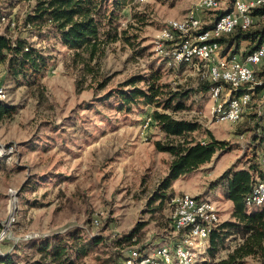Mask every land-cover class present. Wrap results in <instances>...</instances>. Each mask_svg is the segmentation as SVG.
I'll list each match as a JSON object with an SVG mask.
<instances>
[{"label": "rangeland", "instance_id": "rangeland-1", "mask_svg": "<svg viewBox=\"0 0 264 264\" xmlns=\"http://www.w3.org/2000/svg\"><path fill=\"white\" fill-rule=\"evenodd\" d=\"M219 1L223 5L229 0ZM196 2L125 1L117 23L119 28L132 24L138 38L134 45L120 40L109 43L94 65L95 75L85 80L72 63L74 50L55 34L45 41L46 63L39 70L14 78L6 70L7 61L2 62L5 73L0 78L9 94L4 104L10 112L0 118V145L13 147L0 155V226L7 216L8 187L17 190L18 200L11 233L0 242V256L9 253L6 260L40 264L37 260L44 258L30 246L51 243L72 230L83 237H103L102 242L77 257L75 264H119L118 254L128 246L159 243L171 236L173 201L184 191L216 202L220 221L230 218L232 205L221 186L210 182L230 165L246 166V158L254 149L252 135L259 134L264 126V91L254 97L237 122L212 120L215 103L209 91L191 95L186 107L176 111L140 101L125 111L118 108L115 96L101 99L127 78L148 76L157 70L161 81L173 88L179 84L194 88L206 79L201 62L169 63L155 52L153 42L161 26ZM213 12H203L202 20H213ZM100 82L104 86L100 87ZM137 85L144 87V82ZM155 109L197 122L199 128L191 133L193 137L205 141L211 134L227 140L232 149L216 152L211 161L174 179L165 191L157 190L172 156L154 144L166 140L151 117ZM250 112L258 115L251 122ZM251 158L255 163L254 155ZM158 191L164 194L161 199H157ZM128 232H134L132 240L116 245L115 238ZM226 245L231 248L234 242L227 241ZM225 254L226 250L221 251L217 258ZM243 264L260 262L246 257Z\"/></svg>", "mask_w": 264, "mask_h": 264}, {"label": "trees", "instance_id": "trees-1", "mask_svg": "<svg viewBox=\"0 0 264 264\" xmlns=\"http://www.w3.org/2000/svg\"><path fill=\"white\" fill-rule=\"evenodd\" d=\"M125 1L128 0H38L34 14L29 18L37 25H43L44 31L37 33L40 40H47L50 35L55 34L63 45L74 50L72 63L77 66L85 80L88 76L95 75L94 65L102 57L109 43L120 40L134 45L138 38L132 24L128 23L126 27L119 28L117 23L118 12ZM220 11L214 10V18ZM252 14L264 15V5L253 8ZM262 37L264 18L257 19L248 29L235 28L217 40L223 51L229 50L232 54L240 52L243 57L256 48ZM242 42L245 44L242 45ZM25 43L26 40L22 37H18L12 44L9 39L0 36V62L7 61L6 70L14 78L37 71L46 63V45L28 44L27 49H24ZM261 73L262 71L255 72L257 77H260ZM140 81L144 82V87L137 85ZM221 83L226 85L221 81L206 78L200 80L194 88L180 84L173 88L169 83L161 81V73L157 70L150 72L148 76L133 75L127 78L118 88L109 91L101 99L115 96L119 102L118 108L125 111H129L131 105L139 101L144 104L155 103L164 110L176 111L186 107V100L191 95L207 93L211 87ZM98 85L104 86L101 82ZM262 87L264 86L257 87V90ZM164 110L155 109L151 112L156 126L166 135L165 141L156 140L154 144L159 151L168 152L172 156L167 174L158 184L157 190L160 191H165L179 176L189 174L211 161L216 152L232 149V144L227 140L217 139L211 134L206 141L196 139L191 133L199 128L197 122L176 119ZM9 112V106L0 101V118ZM248 115L250 122L258 116L255 112ZM248 128L254 130L251 126ZM251 139L250 143L254 149L250 155H254L255 159L256 149L264 137L262 134H253ZM251 156H247L246 166L230 165L210 182L211 185L221 186L222 194L231 201L232 207L230 218L220 221L209 232L205 258L199 264H243L246 257H253L260 264H264V206L252 210H247L245 206V198L252 190L256 177L262 175L258 171L256 160L254 163ZM159 194V191L156 192L157 196ZM163 196L162 193L157 199ZM133 235L134 232L121 234L115 238L116 245L130 242ZM102 241L103 237L99 234L83 237L70 230L51 243H35L30 247H35L44 258V261L37 260V263L75 264L77 257L85 255ZM227 241H233L234 245L229 248ZM224 250L226 254L217 258V254ZM9 256L10 254L6 253L0 256V259H10ZM122 256L123 254H118L119 264H122Z\"/></svg>", "mask_w": 264, "mask_h": 264}, {"label": "built area", "instance_id": "built-area-1", "mask_svg": "<svg viewBox=\"0 0 264 264\" xmlns=\"http://www.w3.org/2000/svg\"><path fill=\"white\" fill-rule=\"evenodd\" d=\"M146 1L137 0L140 3ZM35 4L36 0L0 3V36L12 44L18 37L25 38L24 49L28 44L44 46L46 40H40L37 35L44 30L29 18L34 14ZM262 5L264 0H233L231 6L213 20L204 21L203 12L207 15L209 11L219 10L220 1L197 0L181 17L169 19L154 36L155 52L169 63L201 62L206 69V78L226 84V88L221 83L209 90L215 103L211 110L213 121H239L252 105L254 97L264 91V87L257 90V87L264 86V37L243 57L229 50L223 51L217 40L235 28L248 29L257 19L264 18V15L252 14L253 8ZM3 66L0 62V74L5 73ZM256 71H262L260 77L256 76ZM8 99L7 86L0 78V101ZM257 108L259 111L261 103ZM259 134L264 137V126ZM12 147L0 145V155L12 151ZM255 160L262 175L256 177L245 198L246 208L264 206V140L256 149ZM6 196L7 216L1 221L0 242L9 237L17 211V190L8 187ZM173 203L171 236L159 243L128 246L123 253L122 264H199L204 260L209 232L220 222L218 205L209 197L185 191ZM0 264L18 263L3 258Z\"/></svg>", "mask_w": 264, "mask_h": 264}, {"label": "crops", "instance_id": "crops-1", "mask_svg": "<svg viewBox=\"0 0 264 264\" xmlns=\"http://www.w3.org/2000/svg\"><path fill=\"white\" fill-rule=\"evenodd\" d=\"M232 1H233V0H229L227 3H225V4H223V5L220 4V8H219V10H221L220 13H222L224 10L228 9V8L231 6ZM183 14H184V13L180 14V17H181ZM178 17H179V16H178ZM241 44L244 45L245 42H242ZM241 49H243V48H240V50H241ZM239 54H240V52L238 53V55H239ZM207 139H208V138H207ZM207 139H206V140H207ZM206 140H205V141H206ZM196 195H198V194H196ZM227 201L229 202V205H230V207H231V205H232L231 201H230V200H227Z\"/></svg>", "mask_w": 264, "mask_h": 264}]
</instances>
